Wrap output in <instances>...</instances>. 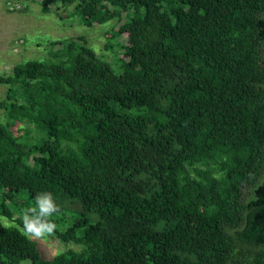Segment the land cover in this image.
<instances>
[{
  "label": "trees",
  "instance_id": "obj_1",
  "mask_svg": "<svg viewBox=\"0 0 264 264\" xmlns=\"http://www.w3.org/2000/svg\"><path fill=\"white\" fill-rule=\"evenodd\" d=\"M42 1L122 20L129 60L78 35L0 76V264H264V0ZM41 191L81 249L22 234Z\"/></svg>",
  "mask_w": 264,
  "mask_h": 264
},
{
  "label": "rangeland",
  "instance_id": "obj_2",
  "mask_svg": "<svg viewBox=\"0 0 264 264\" xmlns=\"http://www.w3.org/2000/svg\"><path fill=\"white\" fill-rule=\"evenodd\" d=\"M18 1L19 6L13 7L15 0H0V76L9 73L16 63H25L33 59H54L55 48L51 46V41L78 35H83L95 53L114 66H117L120 61L128 62L127 36L126 34L115 36V31L122 20L114 18L100 23L97 19L88 18L89 15H86L85 18L89 23H85L81 20L74 2L57 8L42 4V0ZM6 89L7 85L0 82V98L5 96ZM0 119L3 122L9 120L1 108ZM26 128L30 130L28 136L25 132ZM12 130L15 134L29 140H33L32 136L39 134L29 123L18 122ZM4 185L6 192L9 191L7 183ZM0 220L5 224L14 223V220L1 214ZM33 240L45 258H51L68 248L81 249V245L65 244L54 234L42 240Z\"/></svg>",
  "mask_w": 264,
  "mask_h": 264
},
{
  "label": "clouds",
  "instance_id": "obj_3",
  "mask_svg": "<svg viewBox=\"0 0 264 264\" xmlns=\"http://www.w3.org/2000/svg\"><path fill=\"white\" fill-rule=\"evenodd\" d=\"M61 211L52 192L36 193L34 205L23 210L21 215L22 234L30 239H45L56 230L53 219Z\"/></svg>",
  "mask_w": 264,
  "mask_h": 264
},
{
  "label": "built area",
  "instance_id": "obj_4",
  "mask_svg": "<svg viewBox=\"0 0 264 264\" xmlns=\"http://www.w3.org/2000/svg\"><path fill=\"white\" fill-rule=\"evenodd\" d=\"M18 2H19L18 0H15V3L13 4V5H14L13 7H17V6H19V5H18Z\"/></svg>",
  "mask_w": 264,
  "mask_h": 264
}]
</instances>
